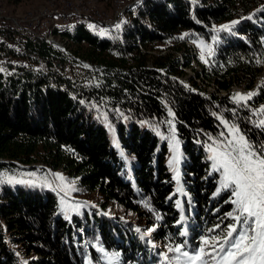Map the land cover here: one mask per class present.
I'll return each instance as SVG.
<instances>
[{
	"label": "trees",
	"instance_id": "1",
	"mask_svg": "<svg viewBox=\"0 0 264 264\" xmlns=\"http://www.w3.org/2000/svg\"><path fill=\"white\" fill-rule=\"evenodd\" d=\"M262 8L264 0H149L122 38L80 26L64 35L67 49L104 73L86 85L59 72L57 63L68 59L47 44L31 48L40 53L39 67L0 44V264H162L150 240L176 264L178 253L168 249L177 245L188 253L203 248L212 259L224 255L219 245L230 226L247 225L228 215L238 214L235 197L221 187L207 137L226 143L229 123L264 145V128L256 126L264 119L257 114L264 83L256 85L264 73ZM232 21L239 23L219 35L214 57L185 84L194 58L185 33L193 41ZM159 48L165 50L151 51ZM13 57L28 63L14 66ZM236 88L252 99L234 101ZM173 136L192 205L177 193L168 164ZM25 171L61 172L88 201L67 217L55 189L6 182ZM111 207L122 217H108ZM154 226L148 241L141 233Z\"/></svg>",
	"mask_w": 264,
	"mask_h": 264
},
{
	"label": "rangeland",
	"instance_id": "2",
	"mask_svg": "<svg viewBox=\"0 0 264 264\" xmlns=\"http://www.w3.org/2000/svg\"><path fill=\"white\" fill-rule=\"evenodd\" d=\"M55 1L60 2V3H64L65 7L70 6L71 8H77V9H85V7H87V9H93V12H92L93 15L96 14V16H98V17L102 16V18H113V17L115 18L117 15L116 11H118V4H110L109 3V2H115V0H55ZM148 1L149 0H137L135 3H133L134 6H132V8L124 9V11L122 13H120L117 20H120L122 18L123 19L129 18V14H131V15L133 14V11H134L133 9L136 7V5L142 4V5L146 6ZM152 1H155V0H152ZM53 2H54V0H21L18 3L17 0H0V17L10 18L12 21L22 25L23 30H25V29L31 27V22H28V19H34V18H36L39 15L44 14V13H52V12L54 13L55 10L60 9L59 8L60 6H54ZM143 8H141L140 10H142ZM136 18L137 17H135L133 19V21ZM90 20H91L90 24L95 25V23L93 22L95 19H90ZM133 21H130V22L127 21V23L132 25ZM145 21L149 24V21L147 19ZM148 24H147V26H148ZM223 25H229V24L216 25L214 28H212V30H210V35H206V34L205 35H197L193 41L190 40V38H189L191 35H188V33H185L187 35H184L183 39H184V41L187 42L188 46L192 49V55L194 57L192 59V68H188L186 70L184 69L185 75L183 77H181V80L185 84L190 85L191 84V78L196 79L197 78V71H200L203 66H207L209 64V60L214 57V55L216 53V44L215 43L219 41V38H220L219 35H221V34H223V32H225V31L217 32L216 29H219ZM46 26L48 27V29L46 28ZM53 26H55V23H53V21H48V22L45 21V28L44 29L51 32L53 29ZM50 32L49 33L47 32L48 36H50ZM47 34H45V35H47ZM193 35H195V33ZM214 36L216 37L215 41L212 39V37H214ZM53 37L55 38L54 35H53ZM104 37H107V36H104ZM109 37H111V36H109ZM112 37H114V36H112ZM119 38H121V37L119 36ZM55 41L58 43H61L56 38H55ZM201 42H203L205 45H208V44L212 45L213 52L211 55H208L206 48L202 49L200 47ZM63 44H65V43H63ZM65 47H66V44H65ZM159 49L160 50L151 49V51L153 53L156 52V54H158V51L165 50V49H161V48H159ZM66 50L71 52L69 49H67V47H66ZM202 51L205 54V58L207 60V63H205L204 61H202L200 59ZM164 53H166V52H163V54ZM9 61L14 66H17V65L20 66V65H24L25 63H28V61L24 60L23 58H18V57L17 58H14V57L10 58ZM258 62L264 67V62L260 57L258 58ZM40 65H41V63L37 64L38 67ZM57 69L59 70V72L65 73L67 78H70L73 81H79L85 85L89 84L90 81L94 80L95 77L103 76V74H104L102 70L95 67L91 63L88 65H86V64L79 65L78 62H75V61H73L72 63L70 62V64H67V65L61 64L60 67H58ZM263 83H264V73L260 78L257 79L256 85L259 86L260 84H263ZM199 84H202V86L204 88L206 87V89L210 92L214 90V86H212V85H209L207 83L203 84L202 81H199ZM234 91L236 93H241V94L252 93L250 91L244 90L243 88H236ZM257 114L259 115L262 113H260L259 110H257ZM171 116H173V115L171 114ZM223 126L225 127V131L223 134H224V137H225V140L227 143L228 140L232 139L230 129L232 127L237 128V126H232L229 123H226L225 125L223 124ZM208 141H209L208 148L210 145L213 148H217V146L214 143H212L210 140H208ZM226 143H223L222 145L218 144L219 148H223L224 144H226ZM170 144H171V154H170L168 164H169L170 168L172 169V173H173L174 179H175L176 184H177V189L178 188L182 189V191H178V190H176V191L179 194L181 199L186 198L188 201V204L192 205L190 197H189V195L186 194V192L184 191V187H183L181 166L184 163L185 156L183 154L182 145L177 139H172ZM176 157L179 158L178 162L173 163L174 158H176ZM41 168H43V167L40 165L39 169H41ZM217 172L219 173V176L222 175L221 172H219V171H217ZM177 173L179 174L178 180L176 179ZM57 174L59 176H62L63 180L58 179ZM17 176L13 177V178L15 180L24 181L25 183H29V184H40V185L45 184L49 188L55 189L58 192L59 197H60L61 210L65 214V216H67V217L71 216L73 213H80L82 211L81 209L85 206L84 205L85 202L88 201V200H86L80 196H77L75 194V183L71 180H68L67 177L64 174H62L61 172H56V173L51 174L47 171H44L42 173H40L39 171H35V172L25 171V172H18ZM222 180L223 179H221V182H222ZM77 207H78V211H74L73 209H76ZM107 215H108V217H111L113 215L118 217V218L122 217V214L119 215L116 212V209L114 207H111L109 209V212L107 213ZM129 221L131 223H134L133 218H130ZM152 228L155 229L152 233L156 232L159 229V227H156V226H154ZM151 234L150 235H144V233H141V235H143V237L147 238L146 240H148V241L151 238ZM150 244H151V240H150ZM142 245L144 246V243ZM12 248H13V245H12ZM152 248L160 250L161 256L159 257L157 255V257H158V259H160V262L162 264H165V263L166 264H176V263H174L168 259H165V257L163 255H166V253H165L166 251H164L163 248L157 247L154 245H152ZM193 254H194V251L192 253H189V255H193ZM222 257H223V255L218 257V258L212 259L211 255L208 254V255L204 256L202 258V260L197 261L196 264H221V258ZM177 259H178V264H191V262L188 261V259L186 257H184L181 253H178ZM40 260H41V257L37 256V255L32 258V261L34 263L39 262ZM25 264H31V262H27Z\"/></svg>",
	"mask_w": 264,
	"mask_h": 264
},
{
	"label": "snow or ice",
	"instance_id": "3",
	"mask_svg": "<svg viewBox=\"0 0 264 264\" xmlns=\"http://www.w3.org/2000/svg\"><path fill=\"white\" fill-rule=\"evenodd\" d=\"M257 11H264V8ZM252 18L253 16H248L244 19ZM238 23L239 21H232L230 25H223L216 31L231 32L232 27ZM120 26V24L115 25L117 29ZM89 28L95 30L96 26L89 24ZM98 34L105 36L107 30L100 29ZM212 39L215 41L216 37L214 36ZM200 47L202 49L206 48L208 55L213 52L210 44L205 45L201 42ZM200 59L207 63L203 51ZM0 71H3V69H0ZM253 95L254 93H236L233 100L237 103H246ZM259 112L264 114V106L259 109ZM169 114H172L171 111ZM168 123L171 124L172 122L169 121ZM256 126L264 128V119L259 120ZM230 133L232 139L228 140L223 148L210 146L209 151L212 152L211 159L213 160L214 170L221 172L223 176L221 187L224 189L231 188L232 195L235 197L232 203L236 205L235 212L238 214L229 213L228 215L237 224L247 225V228L238 230L236 224L230 226L223 238L224 242L219 245L220 250L224 252L221 264H264V145L257 148L244 134L240 133L239 128L232 127ZM173 139H175L174 136ZM178 159V157L174 158L173 163H177ZM57 178L63 180V177L58 174ZM176 179H179L178 173ZM6 182L11 184L23 183L24 181H16L13 177H7ZM177 190L182 191L180 188ZM73 210L78 211V207ZM156 219L159 220L160 217L157 216ZM154 230L153 228L147 229L144 235H150ZM181 235H185V233H181ZM203 243L208 245L210 241L204 240ZM225 245L230 246L226 248ZM168 250L181 253L191 264H196L197 261L202 260L205 254L204 249L200 248L198 252L189 255L186 251L182 252V245H177L175 248H169ZM100 251H103V249L101 248ZM115 255L118 256V254ZM165 259H168L167 256H165Z\"/></svg>",
	"mask_w": 264,
	"mask_h": 264
},
{
	"label": "built area",
	"instance_id": "4",
	"mask_svg": "<svg viewBox=\"0 0 264 264\" xmlns=\"http://www.w3.org/2000/svg\"><path fill=\"white\" fill-rule=\"evenodd\" d=\"M136 1L115 0V2H109L110 4H118L117 15L115 18H102L96 16V14L93 15V9H87V7L85 9L65 7L64 3L54 0V6H60V13H44L34 19H28V22H31V30H22V25L19 23L12 21L10 18L0 17V44L7 45L15 51L42 63L40 53L36 49L31 48H37L41 44L53 47L50 43H42L45 21H53L55 24H66L67 21L78 20V16H88L90 19H98V22L107 21V25H117L120 13L126 8H132L133 3ZM53 48L59 52V48ZM66 58L68 59L66 62L59 61L57 63V68L61 64L67 65L73 62L70 57L66 56Z\"/></svg>",
	"mask_w": 264,
	"mask_h": 264
},
{
	"label": "bare ground",
	"instance_id": "5",
	"mask_svg": "<svg viewBox=\"0 0 264 264\" xmlns=\"http://www.w3.org/2000/svg\"><path fill=\"white\" fill-rule=\"evenodd\" d=\"M143 7H145V5H142V4L136 5V7L133 9L134 10L133 11V14L132 15L129 14V18H125V19L122 18L120 20H117V24H120L121 25L119 29H117L115 27V25H107V21H99L98 22V19H95L93 22L95 23L96 26H98V28H96L95 30H93V29L89 28V24L91 23L90 22L91 20H90V18H88V16H78V20L67 21L66 24H55V26H53V29H52L51 32L44 29V33H43V36H42V43H50L53 47L59 48V52L62 53V54H64L67 57H70L72 59V61L78 62V64H80V65H82V64L88 65L89 64L88 62L82 61L80 59H77L71 52H69L68 50H66V47H65L66 42L63 39L64 35H66V34L72 32V31L76 30L80 26H83L89 32H92L95 36H98V37H102V36H100L98 34L99 31H100V29H106L107 30V34L105 36H107V37H109V36L116 37L118 35L117 37L120 36L122 38L124 36V34L126 33V31L128 30V28L131 26L130 24L127 23V21H129V22L130 21H133V19L135 17H138V15H139V13L141 11L140 9L143 8ZM54 13H60V9L55 10ZM147 20H149L148 17H147ZM46 28L48 29L47 26H46ZM22 30H23V28H22ZM25 30H31V27L30 28H27ZM47 32L48 33L50 32V36H48ZM45 34H47V35H45ZM191 34L192 33H188V35H191ZM53 35L61 43L56 42L55 41V38L53 37ZM63 43H65V44H63Z\"/></svg>",
	"mask_w": 264,
	"mask_h": 264
},
{
	"label": "water",
	"instance_id": "6",
	"mask_svg": "<svg viewBox=\"0 0 264 264\" xmlns=\"http://www.w3.org/2000/svg\"><path fill=\"white\" fill-rule=\"evenodd\" d=\"M171 113H172V115H173L172 117H174V118H175V117H176V115H175V113H174V111H173V110H171ZM207 138H208V140H210L212 143H214V144H215L217 147H219V146H218V144H216V143H215V142H214L212 139H210L209 137H207Z\"/></svg>",
	"mask_w": 264,
	"mask_h": 264
}]
</instances>
